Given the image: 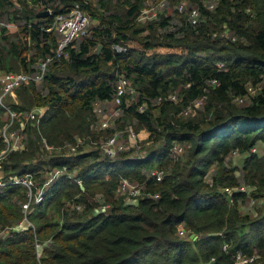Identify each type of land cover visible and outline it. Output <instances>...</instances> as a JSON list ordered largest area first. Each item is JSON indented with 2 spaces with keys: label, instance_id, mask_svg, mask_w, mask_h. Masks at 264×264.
<instances>
[{
  "label": "trees",
  "instance_id": "obj_1",
  "mask_svg": "<svg viewBox=\"0 0 264 264\" xmlns=\"http://www.w3.org/2000/svg\"><path fill=\"white\" fill-rule=\"evenodd\" d=\"M41 1L0 0V16L25 22L17 43L0 45V69L30 70L57 45V35L47 30L52 16L34 8ZM145 1L59 0L52 6L60 12L81 2L97 23L70 45L68 56L51 65L43 83L22 86L16 92L21 102L10 104L17 111H45L39 123L26 122L24 147L2 160L11 181L0 187V230L23 217L28 188L15 183V176L29 173L43 181L52 167L73 171L85 163L78 172L83 181L57 179L29 213L36 228L10 229L0 237V264H236L238 251L264 259V216L242 213L222 191L239 184L231 174L235 169L225 168L235 150L248 153L243 169L249 183L264 187V157L253 151L264 140V0H220L213 9L192 0L201 8L200 19L192 22L176 10L182 16L178 24L171 23V15L138 22ZM225 24L235 40L223 34ZM99 45L101 52L95 50ZM120 73L139 92L126 119L135 118L140 129L148 128L150 137L162 142L141 160L125 152L118 160H100L99 148L76 156L43 155L45 141L57 146L99 137L93 103L111 98ZM248 83L261 90L252 102L238 105L235 98L247 93ZM176 90L179 100L164 99L155 115L152 100ZM200 97H205L204 110L184 118L187 104ZM4 112L0 107V120ZM109 132L103 131L106 137ZM175 142L187 147L185 161L172 156ZM5 146L0 136V153ZM216 164L222 169L209 182ZM154 165L164 171L161 181L143 172ZM121 176L144 183L159 197L127 204L115 200L112 192ZM97 188L111 207L91 213L89 198ZM245 195L235 192L236 202ZM71 201L86 206L82 212L69 210ZM50 209L58 220L48 216ZM182 227L197 237H181ZM37 242L43 245L41 255Z\"/></svg>",
  "mask_w": 264,
  "mask_h": 264
},
{
  "label": "built area",
  "instance_id": "obj_2",
  "mask_svg": "<svg viewBox=\"0 0 264 264\" xmlns=\"http://www.w3.org/2000/svg\"><path fill=\"white\" fill-rule=\"evenodd\" d=\"M220 0H203V4L206 5L209 9H213L217 6ZM171 0H158L156 3L149 4L148 6H144L138 15V22H146L148 20H157L160 16H170V12H166L169 8ZM190 5V6H189ZM176 9L178 12L187 16L192 22H196L201 17V8L198 4H189L187 1H180L176 5ZM49 15L52 16L51 22L48 24L47 30L53 31L57 35V45L51 49V52L40 58L35 66L30 70H20V71H7L0 69V107H4L7 110L8 118H10L11 123L14 119L24 117L26 122L31 121L33 124L39 123L42 115L44 114L45 108L43 107H34L30 111H17L12 108L10 104L6 102V98L9 95L12 97H16L17 90L24 85H27L31 82H35L36 84H41L45 80L51 65L60 60L63 57L68 56L69 47L72 43L76 42L79 38L86 36L90 32L92 27V17L88 13V11L83 7L81 2H76L73 6L67 11L54 12L53 8L48 7ZM250 9H248L249 11ZM174 24V23H172ZM8 25V24H5ZM174 29V26L171 27ZM230 31V30H229ZM224 35L233 36V40H235V35L233 32L227 31L223 32ZM215 80L211 81V84L215 83ZM255 91H258V87L253 84H247V93L243 96H238L235 100L243 101L247 94H253ZM139 92L132 87L131 79L126 73L118 74V79L115 84V88L111 98L108 99H97L94 101V112L97 117L96 123L101 125V129H111L116 120L122 119L126 111L130 108V105L134 101H138ZM164 99H168L171 101H178V94L172 93L168 97L159 96L156 101L161 103ZM191 105H188L183 113H189ZM144 104L140 105L139 109L143 110ZM114 122V123H113ZM113 123V124H112ZM120 134V133H119ZM118 133L112 134L110 138L104 143H101V148L104 149L107 157L112 158L119 154L120 151L124 149V141L120 138L121 135ZM137 132L134 129H130L129 139H137ZM47 147L51 149L62 150L63 145H49L46 141ZM24 147L23 144L16 142H12L8 144V148L4 149L0 153V173L2 172V160L5 158L8 152L13 150H19ZM67 153L66 156H76L81 153L88 152L86 149L82 148L80 142L76 143H67ZM253 151H256V147L253 148ZM184 152V145L175 142L171 148V154L174 158H178ZM237 152V151H234ZM149 155V154H148ZM145 157H135L137 159H144ZM134 157V156H132ZM55 168V169H54ZM54 171L52 172L54 176V180L51 183V186L57 179L62 176H66L70 179H73L75 182L82 184L83 179L78 175V173H74L69 171L66 166L64 167H54ZM51 169L50 171H52ZM64 170V171H63ZM146 175L148 177H155L158 181H161L164 176L163 170L155 169L153 171L147 172ZM52 180V179H51ZM50 180V181H51ZM15 183H21L28 188V193L30 200L24 204L25 208H29L33 188L35 187V183L31 174H25L23 177L15 176L13 178ZM6 182L3 180L0 175V187L4 186ZM50 186V187H51ZM49 187V188H50ZM119 190L122 193H128L130 202H136L141 198L151 197L158 198L159 193H153L146 189V185L139 181H134L126 176H121L119 180ZM222 191L227 193L228 201L232 203H236V199L234 197V193H245L247 192V186L243 184H238L236 186H225ZM42 191L38 198L37 202L42 200L43 196ZM246 194V193H245ZM243 199V197H239L238 200ZM134 199V200H132ZM77 206V205H76ZM80 207L79 204L77 206ZM30 209V208H29ZM103 211L106 212V207H102L95 212ZM179 234L182 236H188V238L195 239L196 235L189 234L188 230L185 227L180 228ZM187 234V235H186ZM193 235L195 238H193ZM226 244L223 245V249L226 250ZM260 255L258 253L253 254L252 256H247L243 254L242 251H238L236 254V264H264V259L261 261L258 259Z\"/></svg>",
  "mask_w": 264,
  "mask_h": 264
},
{
  "label": "rangeland",
  "instance_id": "obj_3",
  "mask_svg": "<svg viewBox=\"0 0 264 264\" xmlns=\"http://www.w3.org/2000/svg\"><path fill=\"white\" fill-rule=\"evenodd\" d=\"M11 1H13V0H11ZM14 1L16 2L17 0H14ZM29 1L32 2V0H29ZM116 1L117 0H111V4L114 5L116 3ZM157 1L158 0H146L144 2V6H148L149 4L156 3ZM183 1H187L189 4L195 5V3L192 0H183ZM58 2H59V0H57V1L56 0H49V1L48 0H42L34 8L42 11V10L48 9V6L53 8L52 6L57 5ZM177 3H178L177 1L172 0V2H170L168 10L166 11V12H170L169 14L173 17V20L171 23H174V24H178L181 20V17H182L177 12L178 11L176 9ZM10 10H13V9H10ZM18 21L19 22H16V21L10 19L7 14H3L2 16H0V45L9 46L8 42L17 43L18 42L17 39L19 38V35L23 36L21 33V28H22L21 24H23L25 22L22 19L18 20ZM96 23H97V21L95 20V18L92 19V24L95 25ZM5 24H8V25H5ZM223 28H224V31H227L228 33H230L226 24L223 26ZM7 37H8V39H7ZM82 39H83V37L79 38L76 42H78ZM97 49H98V47L95 49L97 52H101V49L99 51ZM218 64H221V63L218 62ZM248 84H251V83H248ZM39 86H42V85H39ZM258 86H259L258 91H260L261 86L260 85H258ZM132 87H134V86L132 85ZM258 91H255V93H253V94H247L243 101H240V100H235V101L238 103V105L248 104V103L252 102L253 95L257 94ZM174 93H178V90H176V92L173 91V94ZM11 96L12 95H9L6 98V102L8 104L21 102L18 96H16L15 98L11 97ZM179 97L180 96H178V98ZM159 104L160 103L158 101H156L154 99L152 100V106H153L152 112L155 115L159 114V108L157 107V106H159ZM204 104H205V97H200L196 100L191 101L189 104H187V105H191L190 112L187 114L183 113V117L184 118H190L193 116H198L200 114V112H202L204 110ZM209 117L211 118V116H209ZM1 121L3 122L2 124H1ZM0 125H1L0 126V136H2L6 142L5 149H7L8 144L12 143V142H16L17 144L21 143V144L25 145L26 140L29 137V133L26 131V119L24 117L16 118L11 123L10 118H8V115L4 112L1 116ZM130 129H134V131L137 132V134H138L137 139H131V140L129 139ZM93 130L95 131L97 136H99L98 138H95L94 141H91L92 139L90 140V137H87V136L78 137L77 141H79L82 148L86 149V151H88V152L93 150V149L99 148L101 151L100 152V160H103L105 158H109L105 154L104 149L101 148V143L106 142L108 140V138H110V136L112 134H115V133H118V134L120 133L119 134V135H121L120 138H122L124 141V149L122 151H120L117 156L109 158L111 160L120 159L122 157V155H124L123 152H125L127 154H131L134 157L143 158L146 155H148L149 152L151 150H153L158 144H160L162 142V141L156 142V140H154L153 138L150 137V132H149L148 128L142 127L140 129L139 125H138V121L135 118L132 120L126 119L125 114H124L122 119L115 121V123L113 124V127L111 129H109L110 132L107 135V137L103 133V131H105L106 129H101L100 123L98 125L95 122L93 125ZM66 145H67V143H65L62 146V150H58V149H51V148L47 147V144L45 143V148H42L45 151L43 155H45L46 157L47 156L51 157V156L64 155L65 153H67ZM235 151H237V150H235ZM256 151H257V153H259L261 156L264 157V140H260L257 142ZM39 154H38V156H39ZM186 155H187V147L184 145V152L177 159H181V160L185 161ZM247 156H248V153H240L238 151L234 152L233 154H231L227 158V163L225 164V168L227 170L235 169L234 172L231 171V174H233L237 177L239 184H243V185L247 186L248 191L245 192L246 193L245 197L243 199L241 198L240 200H238V202H236V204L240 208V211L244 214L245 213L250 214L251 217H263L264 216V187L261 189L257 185L250 184L249 183L250 180H248V178H246V172L243 169V165H244V162H245ZM46 157H44V158H46ZM91 159L92 158H89L88 160H86V162H90ZM84 164L85 163H83V165ZM83 165L77 166L76 168H74V170L72 172L78 173L79 170L81 169V167H83ZM53 168L54 167H52V169ZM54 169L52 171H50L51 170L50 169L48 171V173L44 174L43 181H42L41 177L34 178L32 176L34 183H35V187H34L35 189L33 188L32 198H31V202H30V206H29L30 209L24 207V204L30 200L29 193H27L26 199L22 202L23 217L20 220H18L17 222H15L11 227H7L3 230H0V237L6 236L10 229L19 230V229H22L25 227H32L33 229L36 228L35 222L29 218V213L32 211L34 204L42 202L44 200L45 192L47 191V189H49L52 181L54 180V176L52 174ZM155 169L160 170L157 167V165H154L152 168L145 166V168L143 169V172L147 173V172L153 171ZM219 169H222V167L217 165V164L212 166L210 173L206 177L209 182L213 181V176L219 171ZM0 175L2 176L4 181L8 180L7 179L8 177L6 176V174L4 172H1ZM133 180L137 181L135 179H133ZM8 181H11V180H8ZM95 190H97L96 193L90 195V197L93 195H94V197L89 198V201L94 204L93 205L94 207H93L91 213L95 212L96 210L101 209L103 206L106 207V211H108L111 207L110 203L105 201L103 194L100 193V191H99L100 189L97 188ZM42 191H44L43 196H42V200L37 202L36 200ZM27 192H28V190H27ZM112 193H113V198L115 200H117V201L122 200V202H124V204L128 203L127 202L129 200L128 193H122L119 190V184L117 185L116 189ZM105 198H106V194H105ZM132 200H134V199H132ZM77 206L74 205V203L72 201L68 202L69 210L76 208L80 212H82L84 210L86 205H85V203H83V204L81 203V204H79V206H80L79 208ZM48 216L50 218H53L56 220L59 219L58 215L55 214L53 212V210H51V209H50V212H48ZM187 230H188L189 234H191L189 229H187ZM180 236L188 239V236H182V235H180ZM196 237H197V235H196ZM42 247H43L42 243H40V242L36 243V248H37V252L39 255H41Z\"/></svg>",
  "mask_w": 264,
  "mask_h": 264
},
{
  "label": "water",
  "instance_id": "obj_4",
  "mask_svg": "<svg viewBox=\"0 0 264 264\" xmlns=\"http://www.w3.org/2000/svg\"><path fill=\"white\" fill-rule=\"evenodd\" d=\"M48 14H49V10H48V9H45V10H43V11H41V12L39 13V15H43V16H44V15H48ZM101 47H102V46L99 45L97 50L99 51V50L101 49ZM193 238H195L194 235H193Z\"/></svg>",
  "mask_w": 264,
  "mask_h": 264
}]
</instances>
